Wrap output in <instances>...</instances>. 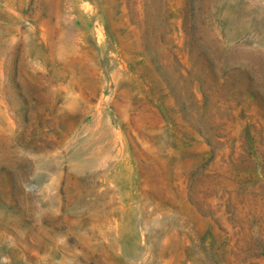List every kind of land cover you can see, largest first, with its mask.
I'll return each instance as SVG.
<instances>
[{"label": "rangeland", "instance_id": "rangeland-1", "mask_svg": "<svg viewBox=\"0 0 264 264\" xmlns=\"http://www.w3.org/2000/svg\"><path fill=\"white\" fill-rule=\"evenodd\" d=\"M0 264H264V0H0Z\"/></svg>", "mask_w": 264, "mask_h": 264}]
</instances>
